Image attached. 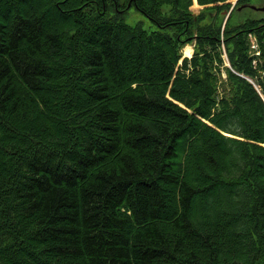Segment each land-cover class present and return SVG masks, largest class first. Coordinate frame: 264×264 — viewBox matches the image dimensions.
Masks as SVG:
<instances>
[{"label":"trees","instance_id":"trees-1","mask_svg":"<svg viewBox=\"0 0 264 264\" xmlns=\"http://www.w3.org/2000/svg\"><path fill=\"white\" fill-rule=\"evenodd\" d=\"M26 1L0 0V264H264L254 0Z\"/></svg>","mask_w":264,"mask_h":264},{"label":"rangeland","instance_id":"rangeland-1","mask_svg":"<svg viewBox=\"0 0 264 264\" xmlns=\"http://www.w3.org/2000/svg\"><path fill=\"white\" fill-rule=\"evenodd\" d=\"M33 2L32 0H28L25 3H23L22 5L28 6V5H36V3H29V2ZM37 2V0H34ZM234 2V1H233ZM29 3V4H27ZM253 6L257 7V8H262L264 7V0H254L253 1ZM201 7H199L197 4L194 5L193 10L194 13L199 14L201 11ZM264 15V12H261L260 10H255L252 8L249 9H245V10H240L239 12L236 13L234 19H233V23H238L240 21H243L245 19H258L260 17H262ZM125 21L127 24L131 25V26H136L138 24H141L145 30L152 32L157 30V26L152 23L146 16H144L143 14H141L140 12H138L136 9L132 8L130 10V12L126 15L125 17ZM254 38V37H253ZM193 45H196V42L193 43ZM192 46H188L185 48V50L187 48H189L191 50V54H192ZM184 50V51H185ZM186 55V53H185ZM262 62L264 63V60H262ZM181 65V64H180ZM264 76V74H262V77ZM224 82V78L221 75V81L220 83ZM226 93L225 89L221 86L220 90H219V95L220 97H222L224 94Z\"/></svg>","mask_w":264,"mask_h":264},{"label":"built area","instance_id":"built-area-1","mask_svg":"<svg viewBox=\"0 0 264 264\" xmlns=\"http://www.w3.org/2000/svg\"><path fill=\"white\" fill-rule=\"evenodd\" d=\"M251 49L255 52L256 56L260 55L259 44L256 38L251 37ZM254 64H257V61H254Z\"/></svg>","mask_w":264,"mask_h":264},{"label":"water","instance_id":"water-1","mask_svg":"<svg viewBox=\"0 0 264 264\" xmlns=\"http://www.w3.org/2000/svg\"><path fill=\"white\" fill-rule=\"evenodd\" d=\"M253 8L256 9L255 7H253ZM260 10L264 12V8H261ZM225 14H226V13H225Z\"/></svg>","mask_w":264,"mask_h":264},{"label":"bare ground","instance_id":"bare-ground-1","mask_svg":"<svg viewBox=\"0 0 264 264\" xmlns=\"http://www.w3.org/2000/svg\"><path fill=\"white\" fill-rule=\"evenodd\" d=\"M190 55H191V53H190V54H186L185 56H187V57H191Z\"/></svg>","mask_w":264,"mask_h":264},{"label":"crops","instance_id":"crops-1","mask_svg":"<svg viewBox=\"0 0 264 264\" xmlns=\"http://www.w3.org/2000/svg\"><path fill=\"white\" fill-rule=\"evenodd\" d=\"M191 56V55H190Z\"/></svg>","mask_w":264,"mask_h":264}]
</instances>
